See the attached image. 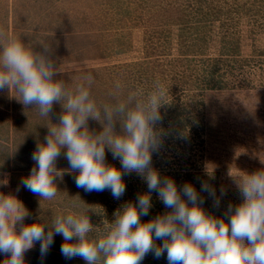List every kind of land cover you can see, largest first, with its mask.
Listing matches in <instances>:
<instances>
[{"label": "rangeland", "instance_id": "obj_1", "mask_svg": "<svg viewBox=\"0 0 264 264\" xmlns=\"http://www.w3.org/2000/svg\"><path fill=\"white\" fill-rule=\"evenodd\" d=\"M226 10L233 13L232 21L222 27ZM2 35L20 36L37 52L43 51L41 42L47 44L62 71L56 78L70 85L92 72L98 102L113 99L110 93L117 81L125 93L147 92L154 81L162 82L169 88V101L161 107L163 120L155 126L164 135L152 166L158 169V162L164 164L169 156L185 174L177 178L180 185L191 182L199 192L200 182L207 181L217 196L223 187L226 194L212 210L214 216L227 222L229 204L242 201L230 174L264 169V0H0ZM236 61L244 67L236 68ZM214 69V76L203 79ZM174 104L185 110L181 117L185 127L178 132L191 143L189 150L186 144L166 143L176 138L177 121L171 123L174 119L169 121L164 113ZM33 107L23 105L7 89L0 91V181L7 182L0 184V193L22 201L30 213L23 224L43 222L41 216L50 219L69 201H77L89 208L94 233L103 234L117 210L148 191L146 182L135 172L124 175L126 191L119 199L109 190L86 192L76 186L78 172L70 170L66 149H61L55 165L62 170L55 181L60 192L53 201L41 200L21 180L35 166L31 156L38 144L45 143L48 124H58L64 109L54 103L48 121ZM88 127L102 130L92 118ZM116 130L120 131L119 122ZM106 162L120 167L107 150ZM207 169H213L211 176ZM201 195L213 204L207 192ZM152 199L160 201L155 192ZM16 227L19 230L20 223ZM62 242V235H55L46 257H41L36 243L24 259L27 264H73L61 254ZM5 258L0 254V262ZM75 258L74 264L84 261ZM142 264H168L166 253L157 259L150 252Z\"/></svg>", "mask_w": 264, "mask_h": 264}, {"label": "clouds", "instance_id": "obj_2", "mask_svg": "<svg viewBox=\"0 0 264 264\" xmlns=\"http://www.w3.org/2000/svg\"><path fill=\"white\" fill-rule=\"evenodd\" d=\"M41 43L43 51L37 52L20 36H0V91L7 89L48 121L54 103L64 109L58 124H48L45 143L33 151L35 166L22 178L23 187L41 200L53 201L60 192L56 178L62 176L55 165L61 149H66L70 170L78 172L74 177L78 188L109 190L119 199L126 191L123 176L135 172L148 191L117 210L113 222L99 235L94 233L89 208L77 201H69L50 219L41 216L43 222L23 224L30 213L22 201L0 193V254H6L0 264H27L24 255L36 243L41 257H46L55 235L63 237L60 251L65 259L81 257L86 264H142L150 252L157 259L166 253L168 264H264V169L230 174L242 201L229 204L227 222L207 213L201 192H207L219 207L226 194L223 187L220 196L207 181L200 182L199 192L191 182L178 187L174 178L162 176L152 166V156L163 144V130L155 126L163 120L160 109L169 101V88L156 80L147 92L132 89L125 93L117 81L110 93L113 99L98 102L92 92L95 75L87 72L71 85L57 79L60 65L49 46ZM89 118L99 121L102 130L91 131ZM118 122L120 131L116 130ZM106 150L119 161V168L106 162ZM212 171L207 169L210 176ZM153 192L171 211L142 222L141 216H147L153 206ZM156 240L162 243L157 245Z\"/></svg>", "mask_w": 264, "mask_h": 264}, {"label": "trees", "instance_id": "obj_3", "mask_svg": "<svg viewBox=\"0 0 264 264\" xmlns=\"http://www.w3.org/2000/svg\"><path fill=\"white\" fill-rule=\"evenodd\" d=\"M200 1V0H199ZM217 10H218V13H219V15L222 13V10H221V8H218L217 7ZM261 10H259V12H260ZM262 12V11H261ZM225 13V12H224ZM226 14H227V17H225V14H223V17H221L222 18V20H221V22H222V27H224L225 26V23L228 25V23H229V21H230V19H231V21H232V18H230L231 16H232V14H230V11L229 10H226ZM200 17V19H202V16L200 15L199 16ZM237 18H239V17H237ZM230 25V24H229ZM263 56V55H262ZM245 60V59H244ZM244 60L242 61V62H244ZM241 61H236L235 63H234V65L236 64V68H240V69H242V67H244V64L245 63H242ZM259 64H260V62H259ZM215 72H216V70L214 69V71H212V72H210L208 75H206V76H204L203 77V79L204 78H206V77H208V76H214L215 75ZM237 77V76H236ZM169 108V107H168ZM172 108V109H171ZM164 113H166L165 115H167V117H168V119H169V121L171 120V119H174L173 121H171V123L172 122H176L177 121V124H178V128H177V131L175 132L176 133V138L174 139V138H171V139H173V140H167L166 141V143H168L169 141H173L174 143H172V144H175V142L176 143H178V144H186V150H189L190 149V147L189 148H187L188 146H190V142H188L187 141V138H181V137H185V136H182V135H179V132L178 131H180L182 128H184L185 126V124L183 123L185 120L184 119H182L181 117L185 114V110H184V107L181 109L178 105H176V104H174V106H171L166 112H164ZM171 118V119H170ZM167 120V119H166ZM169 123V122H168ZM172 125V124H171ZM196 125H194L193 126V129L192 130H194V132H196L197 130L194 128ZM179 128H181V129H179ZM175 131V130H174ZM168 139H169V137H168ZM162 155H164V154H162ZM153 157L155 158H158V156H157V154L156 153H154L153 154ZM166 158V161H165V163L164 164H161V162H158V164H157V167H158V170L160 171V173H165L166 174V176H170V177H172V178H174L175 179V181H176V183H177V185H178V187L179 186H181L180 184H179V180L177 179V178H179L180 177V175H185V174H181V170L180 169H177V166H176V163L174 162V164L172 163V161H170L169 159V156H167V157H165ZM179 168H182V165L179 167ZM205 204H203L204 205V207H206V209H207V213H211L212 212V210L214 209V208H216V210H217V208L218 207H216V206H214V204H212L211 203V201H205L204 202ZM152 208L150 209V211H149V214L147 215V216H141V221L142 222H147V221H149V220H151V219H153V218H155L157 215H159V214H163V213H165V212H170L171 211V209H168V208H165V206H164V204L162 203V202H160V201H158V200H153L152 199ZM211 205H212V208H211ZM220 205H221V202H220ZM219 205V206H220ZM211 214H213V213H211ZM214 215V214H213ZM70 261H74L73 262V264L76 262V261H78V259L77 258H72V259H70ZM78 263V262H77ZM76 263V264H77ZM80 264H86V261H80L79 262Z\"/></svg>", "mask_w": 264, "mask_h": 264}]
</instances>
